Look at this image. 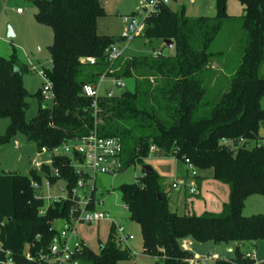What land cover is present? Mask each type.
Returning <instances> with one entry per match:
<instances>
[{
    "label": "trees",
    "instance_id": "trees-1",
    "mask_svg": "<svg viewBox=\"0 0 264 264\" xmlns=\"http://www.w3.org/2000/svg\"><path fill=\"white\" fill-rule=\"evenodd\" d=\"M227 1L216 0L213 16H189L184 8L160 4L142 33L148 39L172 40L175 52L121 55L113 72L105 76L118 81L133 78L134 90L119 95L108 91L95 99L84 93V86L100 83L109 67L107 48L120 46L115 36L98 32L99 19L107 15L104 0H34L35 18L53 30L48 46L52 67L46 70L55 99L52 106H45L40 87L39 109L31 120L26 119L30 94L22 83L30 66L18 63L14 55L0 56V117L10 119L0 146L17 132L39 150L96 133L122 141L123 170L144 165L152 153L188 157L198 170H211L214 179L229 186V201L222 211L202 215L174 210L155 170L152 174L144 170L146 174L135 182L118 187L130 219L140 226L143 253L159 264H192L194 253L182 245L188 238L226 244L264 239V213L244 214L247 199L264 194V144L259 145L264 141V0H239L244 9L241 16L228 13ZM238 21L245 35L235 52L237 39L229 40L222 31ZM89 57L96 63L89 64ZM15 66L21 74H14ZM213 77L219 81L211 86ZM72 161L69 155L52 154L51 163L40 166L51 186L65 183L68 199L59 202L48 203L39 192L45 183L38 169L29 174L0 173V262L7 252L16 264L27 263L28 252L48 253L58 233L56 223L76 218L72 189L80 176ZM95 192L96 188L94 196ZM116 234L112 223L107 241L96 252L78 232L84 246L78 263L120 264L130 259L131 247H122ZM233 252L231 259L216 264H255L245 258L240 246ZM39 264L48 263L40 260Z\"/></svg>",
    "mask_w": 264,
    "mask_h": 264
},
{
    "label": "rangeland",
    "instance_id": "rangeland-1",
    "mask_svg": "<svg viewBox=\"0 0 264 264\" xmlns=\"http://www.w3.org/2000/svg\"><path fill=\"white\" fill-rule=\"evenodd\" d=\"M185 3L187 15H196L198 13L215 15L214 6L216 0H198L197 3H192L190 0H180ZM172 7L177 6L176 2L171 3ZM104 6L107 15L99 19L98 32L100 34L113 35L117 39L124 38L119 44L122 50L123 58L134 56H150L156 51L162 50L165 55H170L175 52L174 48H169L163 39L146 38L141 30L131 35L129 39L124 37V33L128 28V21L125 17H130L133 12L141 6L140 0H104ZM21 11H18V10ZM227 11L232 15L243 14V8L239 0H228ZM34 0H0V56L10 58L13 55L20 64L35 65V69H30L29 72L22 76V83L29 92L27 99L29 108L26 111V119L31 120L37 115L40 99L37 96V91L42 87L44 78L39 70L51 67L50 52L48 46L53 42V30L49 25L42 24L35 18ZM142 18H138L137 24L141 26ZM11 28L15 35L7 37V30ZM229 28L233 30L230 33ZM138 30V28H137ZM136 30V31H137ZM223 36H227L229 40L237 39L235 42V52H237L241 40L244 39V31L241 23L227 24L222 31ZM221 41H218L215 46H220ZM240 48V47H239ZM117 78L114 76H104L98 84L99 95H104L112 90L114 95H119L125 90L133 91L135 84L133 78H125L124 86L119 87ZM218 79L213 77L210 84L218 83ZM45 106H52L50 100H43ZM264 107V97L261 100ZM10 123L8 117H0V136L5 134ZM264 136V128L261 130ZM255 142H250V147L254 146ZM152 153L145 160V164L157 167V163L162 164L163 174L159 176V182L163 188L170 192V187L173 182V163L168 158H154ZM52 154L44 152L37 148V144L29 141L25 135L17 132L11 139L0 146V173L3 172H19L21 174H29L31 169H38L43 182H46L47 174L42 171L39 164H50ZM176 160V159H175ZM125 161V160H124ZM146 174L143 169V163L132 164L116 175L98 174L96 178L95 196L98 199H104L105 203L102 209L110 212L113 218L122 225H125L127 230L134 232L135 239L130 242V247L133 256L128 260H123L120 264H159L157 260L142 251V236L138 223L130 219V212L122 201L121 193L118 187L123 183H133L138 177ZM199 183H203V187L197 183L195 186L202 191L199 195L188 196V204L182 206L179 204L175 208L180 209L179 213H187L194 215H202L206 212H221L223 203L229 201L230 188L226 183L216 181L211 170H198ZM93 181H89L91 185ZM63 181L57 182L53 186L43 184L41 191L45 198L64 196L66 190ZM229 188V191H228ZM90 186L86 188V192L90 191ZM200 192V191H199ZM187 205V206H186ZM188 207V208H187ZM174 208V207H172ZM175 210V209H174ZM177 211V210H176ZM244 212L247 215L253 213H264V194L256 193L250 196L245 204ZM112 223L109 220H103L93 223H81L78 226V232L81 238L90 249L98 252L101 246L107 241L111 231ZM191 251L196 255H207L218 253L221 259L229 260L233 257V252L229 251L226 243L199 242L196 240L190 241ZM254 244V243H252ZM257 257L254 260L255 264L264 262V239H258L255 243ZM241 250L246 253L250 249V242L245 241L241 244ZM253 260V259H252ZM239 264V263H234Z\"/></svg>",
    "mask_w": 264,
    "mask_h": 264
},
{
    "label": "built area",
    "instance_id": "built-area-1",
    "mask_svg": "<svg viewBox=\"0 0 264 264\" xmlns=\"http://www.w3.org/2000/svg\"><path fill=\"white\" fill-rule=\"evenodd\" d=\"M141 6L134 11V16L125 17L128 21V28L124 33V37L129 39L131 35H135L137 32L143 30L146 21L151 15L156 12L160 4H171L172 0H140ZM18 11H21L20 9ZM142 18L141 26H138V18ZM135 19L136 26L133 33L129 31L130 22ZM138 28V30H137ZM137 30V31H136ZM136 32V33H135ZM122 55V50L118 44L111 45L106 50V60L109 62V67L106 72L102 75V78L109 72H113L112 66L114 62ZM164 55L162 50L156 51L154 56ZM89 64L93 65L96 63L94 57L87 59ZM35 65H31L30 69H35ZM52 67V62H51ZM50 67V68H51ZM47 68L39 70L40 74L44 78V83L41 89V96L44 100H50L51 102L55 99V93L53 91V83L47 76ZM118 86H124L122 80L118 81ZM84 93L87 96L98 98V85L86 84L84 86ZM96 103V102H95ZM264 141L259 142V145H263ZM44 152H50L51 154H65L72 157V164L74 165L76 172L80 176L77 185L72 189V199L75 200V211L77 212L76 218L72 222L68 223L65 220H59L56 223L58 233L54 236L48 253L40 252L37 256H33L30 252L26 254L28 262L25 264H39L40 260L48 264H79L77 257L81 254L83 249V243L78 237V226L81 223H93L103 220H109L115 225L116 236L119 244L122 247H130V242L135 239V235L130 230H127L125 225L119 224L109 211L102 209L105 203L104 199H98L94 196L96 188V178L98 174H110L116 175L120 173L124 168V161L122 158L123 143L118 137H104L99 136L96 133H92L90 136L74 140L66 143L61 147H55L52 150H48L46 147L42 148ZM177 157V156H174ZM182 160L187 165L190 176L188 178H181L175 181L172 185L173 188L185 187L190 195H196L198 188L195 186L196 177L198 176V169L188 157H183ZM36 165L41 166L37 161ZM93 181L91 185H88L89 181ZM45 184L51 186L49 180L46 179ZM38 189L39 185L33 183ZM90 186V191L86 192V188ZM66 190L64 196L48 197V203L59 202L67 200L69 192L66 186L63 188ZM94 202L93 206H90ZM127 207V206H126ZM128 209V208H127ZM45 210H42L44 213ZM188 239L183 240V248L190 249ZM1 248V245H0ZM8 256L0 262V264H16L12 257ZM245 258L255 260L257 257L255 247H252L249 251L244 253ZM221 259L218 253L207 254V255H196L189 260L192 264H216ZM264 264V262L262 263Z\"/></svg>",
    "mask_w": 264,
    "mask_h": 264
},
{
    "label": "crops",
    "instance_id": "crops-1",
    "mask_svg": "<svg viewBox=\"0 0 264 264\" xmlns=\"http://www.w3.org/2000/svg\"><path fill=\"white\" fill-rule=\"evenodd\" d=\"M192 3H197V1L198 0H190ZM172 2H176L177 3V6L175 7V9H181V8H184L185 9V11L187 12V9H186V5H185V3H182L180 0H172L171 1V3ZM174 7V6H173ZM242 8H243V6H242ZM244 10V9H243ZM213 12H216V3H215V6H214V11ZM229 13V12H228ZM243 13H244V11H243ZM230 14V13H229ZM200 15H207V14H202V13H198V14H196V15H189V16H200ZM230 15H232V14H230ZM241 15H243V14H241ZM241 15H234V16H241ZM207 16H213V15H207ZM118 40H121V39H118ZM264 128V127H263ZM154 158H168V159H171V161L173 162L174 161V163H173V175H174V178H173V182H172V184L175 182V181H177L178 179H181V178H188L189 176H190V174H189V170H188V167H187V165L184 163V161L182 160V159H179V158H177V157H164V156H155ZM176 159V160H175ZM154 170L157 172V174L160 176V175H162L163 174V170H164V168H163V166H162V164H159V163H157V167L155 168L154 167ZM198 180V178H196V181ZM216 181H218V180H216ZM197 183H199V180L197 181ZM203 183L204 182H202V183H199L202 187H203ZM171 184V187H170V192H168V191H166L165 189V191L170 195V197H171V206L172 207H174L173 209H175V210H177V211H179L180 209H177V208H175V205H176V207H178V205L179 204H182V201L184 200L185 201V203H183L182 204V206H185V204L187 203L188 204V196H193V195H190L189 193H188V190H187V188H185V187H181V188H178V189H176V188H173V185ZM200 191V192H199ZM199 191H198V194H196V195H199L200 193H202V191L200 190V188H199ZM228 191H229V188H228ZM228 202V201H227ZM224 203H226V202H224ZM224 203H223V205H224ZM187 206V205H186ZM188 208V207H187ZM222 209H223V207H222ZM222 211V210H221ZM212 212V211H211ZM216 213H218V212H216ZM187 214V213H186ZM244 214L245 215H247L245 212H244ZM254 214V213H253ZM132 232V231H131ZM134 233V232H133ZM135 235V234H134ZM83 239V238H82ZM84 240V239H83ZM188 240H189V242L190 241H192V239L191 238H188ZM133 241V240H132ZM248 242H250V249L252 248V247H256L255 246V243H256V241H248ZM239 243H240V245H239ZM243 242H231V243H228L227 244V246L229 247V251H231V252H233L234 251V249H235V247H237V246H241V244H242ZM252 243H254V244H252ZM142 248H143V242H142ZM191 249V248H190ZM249 249V250H250ZM248 250V251H249ZM234 253V252H233Z\"/></svg>",
    "mask_w": 264,
    "mask_h": 264
},
{
    "label": "water",
    "instance_id": "water-1",
    "mask_svg": "<svg viewBox=\"0 0 264 264\" xmlns=\"http://www.w3.org/2000/svg\"><path fill=\"white\" fill-rule=\"evenodd\" d=\"M136 26V20L133 19L129 24V31L131 33L134 32ZM15 35L14 31L9 27L7 30V37H13ZM121 40H118L117 43H120ZM164 42L168 45L169 48H172L174 45V42L170 39H165ZM14 74L18 75L21 74L20 68L18 66H15ZM113 92L110 90L108 92V95H111ZM244 146H247V143H244ZM143 169L148 172V174H152L154 172V168L149 164H144ZM240 245V243H239Z\"/></svg>",
    "mask_w": 264,
    "mask_h": 264
}]
</instances>
